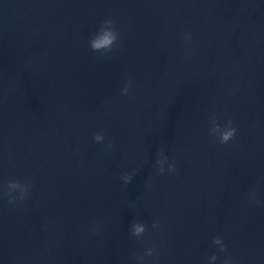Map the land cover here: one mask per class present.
Instances as JSON below:
<instances>
[{"label": "water", "instance_id": "1", "mask_svg": "<svg viewBox=\"0 0 264 264\" xmlns=\"http://www.w3.org/2000/svg\"><path fill=\"white\" fill-rule=\"evenodd\" d=\"M108 17L119 40L93 51ZM212 113L233 140L209 134ZM8 179L31 186L0 196V264H136L134 219L146 264H207L214 235L219 259L264 264V0H0Z\"/></svg>", "mask_w": 264, "mask_h": 264}, {"label": "clouds", "instance_id": "2", "mask_svg": "<svg viewBox=\"0 0 264 264\" xmlns=\"http://www.w3.org/2000/svg\"><path fill=\"white\" fill-rule=\"evenodd\" d=\"M182 35L186 41L191 40L190 33H183ZM118 40L119 32L115 27V22L111 17H108L103 19L98 28L89 36L88 45L93 51H108L115 46ZM131 84L132 81L129 79L121 88V94H128ZM209 124V134L215 137L221 144L228 143L236 136L237 128L230 117L225 118L223 122H217L215 113H212L209 117ZM93 140L98 143L103 142L105 140L104 132H94ZM108 146H111L110 140L108 141ZM155 169L160 174L165 173L166 170L168 172H173L175 170V163L164 154L162 149L156 156ZM121 179L127 184L131 180V174L124 173L122 174ZM30 186L31 182L27 179H8L6 181V186L5 182L0 181V196L6 195L9 203H12L17 199L23 200L28 194ZM152 225L154 228L157 227L158 221L153 220ZM146 231L147 225L142 220L134 219L129 224L130 235L137 240H143L145 244L141 252L134 254L136 264H146V258L153 256L155 251L150 240L145 238ZM210 245L213 250L207 256V264H217L219 253H225L227 251V245L221 235L212 236ZM219 264H236V261L230 255H225L222 259H219Z\"/></svg>", "mask_w": 264, "mask_h": 264}]
</instances>
